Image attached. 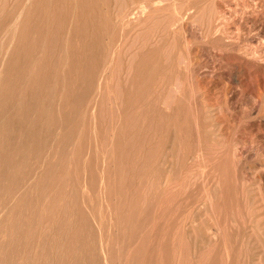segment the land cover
<instances>
[{
	"label": "rangeland",
	"instance_id": "obj_1",
	"mask_svg": "<svg viewBox=\"0 0 264 264\" xmlns=\"http://www.w3.org/2000/svg\"><path fill=\"white\" fill-rule=\"evenodd\" d=\"M159 1L0 0V264H264V0Z\"/></svg>",
	"mask_w": 264,
	"mask_h": 264
},
{
	"label": "bare ground",
	"instance_id": "obj_2",
	"mask_svg": "<svg viewBox=\"0 0 264 264\" xmlns=\"http://www.w3.org/2000/svg\"><path fill=\"white\" fill-rule=\"evenodd\" d=\"M162 1H163V0H161V2H160V1H159V2H160V3H163V2L166 1V0H164L163 2H162ZM174 2H175V1H174ZM139 3H141V2H139ZM149 3H150V2H149ZM157 3H158V2H157ZM168 3H170V2L167 1L166 4L168 5ZM172 3H173V0H172V2H171L170 4H172ZM155 4H156V3H155ZM176 4H178V3H176ZM176 4L172 7L173 10H176V9H177V8H176V9L174 8V7L176 6ZM132 5H133V3H132ZM159 5H160V4H158L157 6H159ZM178 5H179V4H178ZM142 6H143V5H142ZM142 6H140V7H142ZM145 6H146V4H145ZM152 6H153V4H152ZM168 6H169V5H168ZM168 6H167V7H168ZM136 7H139V6H136ZM143 7H144V6H143ZM143 7H142V10H143V9L145 10V8H143ZM159 7H160V6H159ZM159 7H158V8H159ZM165 7H166V5H165ZM170 7H171V6H170ZM121 8H122V7H121ZM123 8H125V7H123ZM130 8H131V7H130ZM149 8H150V7H149ZM149 8H148V9H149ZM160 8H161V7H160ZM168 8H169V7H168ZM172 8L167 9V10L169 11V10H171ZM178 8L182 10V8H180L179 6H178ZM119 9H120V8H119ZM126 9H127V6H126V8L124 9V12H125ZM156 9H157V7L155 8V10H156ZM164 9L166 10V8H163V10H164ZM130 10H132V9H130ZM130 10H129V11H130ZM142 10L140 9L139 11L142 12ZM144 10H143V11H144ZM146 10H147V9H146ZM165 10H164V11H165ZM167 10H166V11H167ZM177 10H178V9H177ZM106 11H107V9H106ZM127 11H128V10H127ZM148 11H149V10H148ZM158 11H159V10H158ZM161 11H162V9L160 10V13H161ZM168 11H167L166 13H168ZM117 12H118V11H117ZM140 12H138V13H140ZM145 12H146V11H145ZM152 12H153L154 14L156 13V15H157V12H156V11H153V10H152ZM172 12H174V11H171V13H172ZM188 12H189V11H188ZM112 13H114V12H112ZM120 13H123V12H121V9H120V12H119V16H120ZM125 13H126V12H125ZM130 13H131V12H130ZM134 13H136V12H134ZM134 13H133V14H134ZM143 13H144V12H143ZM143 13H142V14H143ZM147 13H148V12H147ZM158 13H159V12H158ZM162 13H163V11H162ZM166 13L164 12L163 14H166ZM171 13H170V14H171ZM178 13L180 14V11H179ZM181 13H182V11H181ZM186 13H187V12H186ZM106 14H107V13H106ZM114 14H115V13H114ZM150 14H152V13H150ZM163 14H161V15H163ZM188 14H189V13H188ZM122 15H124V14H122ZM122 15H121V16H122ZM127 15H128V14H127ZM134 15H137V14H134ZM139 15H140V14H139ZM139 15H137V16H139ZM148 15H149V14H148ZM161 15H160V16H161ZM166 15H167V14H166ZM168 15H169V13H168ZM172 15H173V13H172ZM174 15H176V12H175ZM174 15H173V16H174ZM142 16H144V15H142ZM142 16L140 15L139 18H141ZM146 16H147V15H146ZM153 16H155V15H153ZM153 16H152V17H153ZM158 16H159V15H158ZM160 16H159V17H160ZM176 16H178V15H176ZM114 17H115V16H114ZM125 17H126V16H124V18H125ZM131 17H133V15H132ZM167 17H170V16H167ZM178 17H179V16H178ZM106 18H107V17H106ZM126 18H127V17H126ZM137 18H138V17H137ZM147 18L149 19V17H147ZM173 18H175V16L172 17V19H171V17H170V19L172 20V22L174 21ZM130 19H131V18H130ZM133 19H134V17H133ZM133 19H132V20H133ZM143 19H145V18H143ZM143 19H142V21H143ZM170 19H167V20H170ZM194 19H195V20H194ZM194 19H193V21H196V18H194ZM121 20H122V19H121ZM124 20H125V19H124ZM124 20H122V21L124 22ZM126 20H128V19H126ZM162 20H163V19H162ZM171 20L168 21V22L172 23ZM179 20H181V19H179ZM179 20H178V21H179ZM146 21H147L149 24L152 23V22H151V19H149V21H148V20H146ZM152 21H154V20H152ZM165 21H166V18H165ZM178 21H177V23H178ZM137 22H138V21H137ZM155 22H157V21H155ZM160 22H161V21H160ZM162 22H163V21H162ZM106 23H107V22H106ZM131 23H132V22H131ZM131 23H129V24H131ZM142 23H143V25H144L146 22L143 21ZM157 23H158V22H157ZM163 23H166V22H163ZM163 23H162V25H163ZM134 24H135V22H134ZM153 24H155V23H153ZM175 24H176V23H174V25H175ZM109 25H110V24H109ZM121 25H122V24H121ZM124 25H125V24H124ZM138 25H139V24H138ZM143 25H141V26L143 27ZM146 25H147V24H146ZM156 25H158V24H156ZM156 25H154L155 28L157 27ZM166 25H167V24H166ZM171 25H172V24H171ZM171 25L169 24V26H171ZM127 26H128V25H127ZM151 26H152V25H151ZM121 27H122V26H121ZM138 27H139V26H138ZM142 27H141V28H142ZM158 27H159V26H158ZM158 27H157V28H158ZM162 27H163V26H162ZM165 27H166V26H165ZM165 27H164V29H165ZM16 28H17V27H16ZM149 28H150V27H149ZM160 28H161V27H160ZM167 28H168V26H167ZM11 29H12V28H11ZM11 29H10V30H11ZM112 29H113V27H112ZM114 29H115V28H114ZM122 29H123V28H122ZM151 29H152V28H151ZM162 29H163V28H162ZM14 30H15V29H14ZM146 30H147V29H146ZM149 30H150V29H149ZM149 30H148V31H149ZM152 30L155 31L154 28H153ZM12 31H13V30H12ZM121 31H122V30H121ZM148 31H147V32H148ZM154 31H153V32H154ZM13 32H14V31H13ZM159 32H160V31H159ZM16 33H17V32H16ZM144 33H145V32H144ZM148 33H149V32H148ZM150 33H151V30H150ZM155 33H156V31H155ZM12 34H14V33H12ZM12 34H11V35H12ZM110 34H111V33H110ZM145 35H147V34H145ZM149 35H150V34H148L147 37H150ZM151 35H152V34H151ZM152 37H153V36H152ZM152 37H150V39H151ZM155 37H156V36H155ZM10 38H11V37H10ZM12 38H13V37H12ZM145 38H146V37H145ZM15 40H16V39H15ZM67 40H68V38H67ZM146 40H148V39H146ZM146 40H145V41H146ZM152 40H153V39H152ZM9 41H10V40H9ZM149 41H151V40H149ZM11 43H12V42H11ZM144 43H146V42H144ZM144 43H143V44H144ZM147 43L149 44L150 42H147ZM8 44H10V43L8 42ZM7 46H8V45H7ZM143 47H144V45L142 46V48H143ZM2 48H3V47H2ZM0 50H1V46H0ZM110 54H111V53H110ZM6 55H8V54L6 53ZM6 55H5V57L7 58ZM109 57H110V56H109ZM6 58H5V59H6ZM106 58H107V57H106ZM106 58H105V59H106ZM5 59H3V60H5ZM182 60H183V59H182ZM182 60H181V62H182ZM107 61H108V59H107ZM184 61H185V60H184ZM0 62H1V61H0ZM3 62H4V61H3ZM105 62H106V61H105ZM63 63H64V61H63ZM119 63H120V62H119ZM131 63H132V62H131ZM185 63H186V61H185ZM1 64H2V62H1ZM116 64H117V63H116ZM183 64H184V63H183ZM183 64H182V65H183ZM130 65H131V64H130ZM2 66H3V65H2ZM2 66H1L0 70L2 69ZM95 66H96V65H95ZM98 66H99V65H98ZM98 66H96V67L98 68ZM103 66H104V65H103ZM111 66H112V65H111ZM184 66H185V65H184ZM29 67H30V66H29ZM93 67H94V66H93ZM99 67H100V66H99ZM104 67H105V66H104ZM106 67L109 68L110 66H106ZM116 67H117V65H116ZM116 67H114V69H115ZM185 67H186V66H185ZM185 67H184V68H185ZM32 68H33V67H32ZM102 68H103V67H102ZM129 68H130V67H129ZM182 68H183V67H182ZM117 69H118V68H117ZM126 69H127V68H126ZM131 69H132V68H130L129 71H131ZM186 69H187V68H186ZM29 70H30V69H27V71H29ZM31 70H32V69H31ZM90 70H91V69H90ZM94 70H95V67H94ZM105 70H106V71H104V72L107 73V72H108L107 69H105ZM108 70H109V69H108ZM118 70H119V69H118ZM118 70H117V71H118ZM32 71H33V70H32ZM32 71H31V73H32ZM34 71H35V70H34ZM109 71H110V70H109ZM129 71L126 70L127 73H129ZM92 72H93V71H92ZM92 72H91V75H92ZM96 72L98 73V71H96ZM104 72L102 71V74H103ZM118 72H119V71H118ZM29 73H30V72H29ZM35 73H36V72H35ZM113 73H115V72L113 71ZM88 75H89V74H88ZM93 75H94V74H93ZM93 75H92V76H93ZM95 75H96V74H95ZM95 75H94V76H95ZM129 75H130V73H129ZM129 75H128V76H129ZM35 76H36V75H35ZM94 76H93V77H94ZM99 76H100V75H99ZM103 76H104V74H103ZM103 76H102V77H103ZM114 76H115V75H114ZM90 77H91V76H90ZM90 77H89V79H90ZM26 78L28 79L29 77H26ZM34 78H35V77H34ZM29 79H31V75H30V78H29ZM86 79H87V78H86ZM25 80H26V79H24V81H25ZM100 80H102V79H100ZM123 80H124V79H123ZM177 80H178V79H177ZM177 80H176V81H177ZM21 81H22V80H21ZM24 81H22V82H24ZM35 81H37V79H35ZM85 81H86V80H85ZM87 81H88V80H87ZM89 81H90V80H89ZM102 81H103V80H102ZM102 81H99V82L101 83ZM109 81H110V80H109ZM112 81H113V80H112ZM112 81H111V82H112ZM124 81H125V80H124ZM176 81H175V84H177ZM29 82H30V81H29ZM177 82H178V81H177ZM34 83H35V82H34ZM40 83H43V82L41 81ZM35 84H36V83H35ZM87 84H88V83H87ZM106 84H107V83H106ZM109 84H110V83H109ZM116 84H118V83H116ZM33 85H34V84H33ZM36 85H37V87H38V84H36ZM98 85H99V84H98ZM177 85L180 86L181 84H177ZM177 85H176V86H177ZM21 86H22V85H21ZM30 86H31V85H30ZM40 86H41V85H40ZM54 86H55V84H54ZM87 86H89V85H87ZM99 86L101 87V85H99ZM104 86H105V85H104ZM0 87H1V86H0ZM4 87H5V86H4ZM43 87H44V86H43ZM96 87H97V86H96ZM100 87H98V88H100ZM174 87H175V85H174L172 88L174 89ZM46 88H47V87H46ZM92 88H93V87H92ZM177 88H179V89L181 90V86H180V87L177 86ZM177 88H176V89H177ZM21 89H22V88H21ZM26 89H27V87H26ZM37 89H38V88H37ZM37 89H36V90H37ZM47 89H49V88H47ZM51 89H53V87L50 88V90H51ZM106 89L108 90V88H106ZM176 89H174V90H175V91H178V92H176L177 94L181 92L179 89H178V90H176ZM13 90H14V89H13ZM99 90H100V89H98V92H100ZM107 90H106V91H107ZM117 90H118V89H117ZM6 91H7V90H6ZM24 91H25V90H24ZM37 91H38V90H37ZM51 91H52V90H51ZM53 91H54V89H53ZM53 91H52V92H53ZM92 91H93V90H92ZM172 91H173V90L171 89L170 92H172ZM34 92H35V91H34ZM39 92L41 93L40 90H39ZM39 92H38V93H39ZM42 92H43V91H42ZM54 92H55V91H54ZM54 92H53V93H54ZM96 92H97V90H96ZM102 92H103V91H102ZM104 92H105V91H104ZM114 92L116 93V91H114ZM114 92H113V93H114ZM20 93H21V92H20ZM26 93H27V92H26ZM48 93H50L49 90H48ZM48 93H47V94H48ZM107 93H109V91H107ZM107 93H106V95H108ZM173 93H175V92H172V93H170V94H173ZM3 94H4V93H3ZM3 94H1V95H2V98H4ZM22 94H23V92H22ZM101 94H103V93H101ZM109 94H110V93H109ZM18 95H19V94H18ZM23 95H24V94H23ZM34 95H35V97H36V93H34ZM37 95H38V94H37ZM51 95H52V94H51ZM61 95H62V94H61ZM61 95H60V96H61ZM178 95H180V94H178ZM178 95H177V96H178ZM20 96H21V94H20ZM20 96H19V99H20ZM32 96H33V95H32ZM32 96H31V99H32ZM94 96H95V95H94ZM110 96H111V95H110ZM35 97H33V99H35ZM50 97L52 98L53 96H50ZM81 97H82V96H80V98H81ZM97 97H98V96H97ZM105 97H106V96H105ZM107 97H108V100H109V101L112 100V99H110L111 97H110V98H109V96H107ZM112 97H113V95H112ZM21 98H22V97H21ZM27 98H28V96H27ZM47 98H48V97H47ZM80 98H79V99H80ZM101 98H102V97H101ZM169 98H170V97H169ZM42 99H44V98H41V101H42ZM45 99H46V98H45ZM45 99H44V100H45ZM48 99H49V98H48ZM52 99H53V98H52ZM52 99L49 101V103H51ZM61 99H62V98H61ZM97 99H98V98H96V100H95V98H94V101L96 102ZM99 99H100V98H99ZM106 99H107V98H106ZM113 99H114V98H113ZM115 99H116V98H115ZM171 99H172V97H171ZM171 99H170V100H171ZM11 100H12V98H11ZM57 100H58V99H57ZM101 100H102V99H101ZM104 100H105V99H104ZM165 100H166V99H165ZM165 100H164V101H165ZM167 100H168V99H167ZM19 101H20V100H19ZM28 101H30V100H28ZM37 101H38V100H37ZM60 101H61V100H60ZM63 101H64V100H63ZM106 101H107V100H106ZM168 101H169V100H168ZM20 102H21V101H20ZM47 102H48V101H47ZM47 102H46V103H47ZM58 102H59V101H58ZM90 102L92 103L91 100H90ZM103 102H104V101H103ZM103 102H102V103H103ZM166 102H167V101H165V103H166ZM170 102H171V101H170ZM172 102H173V101H172ZM0 103H1V102H0ZM102 103H101V104H102ZM110 103H112V101H111ZM17 104H18V103H17ZM19 104H20V103H19ZM74 104H75V103H74ZM105 104H106V103H105ZM107 104H108V103H107ZM3 105H4V103H3ZM39 105H40V104H39ZM88 105H89V104H88ZM108 105H109V104H108ZM115 105H116V104H115ZM115 105H114V106H115ZM172 105H173V104H172ZM172 105H171V106H172ZM15 106H16V105H15ZM44 106H45V105H44ZM47 106H48V105H47ZM50 106H51V105H50ZM50 106L47 107V108H49V109H47V110H49V111L51 110V107H50ZM65 106H66V104H65ZM74 106H75V105H74ZM89 106H91V104H90ZM95 106H96V105H95ZM110 106H111V104H110ZM114 106H112V107H114ZM165 106H166V105H165ZM169 106H170V105H169ZM18 107H19V106H18ZM35 107H36V105H35ZM39 107H40V106H39ZM106 107H107V106H106ZM108 107H109V106H108ZM108 107H107V108H108ZM116 107H117V106H116ZM14 108H15V107H14ZM44 108H45V110H44L43 114H45V112L47 111V110H46V107H44ZM75 108H76V106H75ZM77 108H78V107H77ZM161 108H163V107H161ZM207 108H208V107H207ZM12 109H13V108H12ZM94 109H95V108H94ZM116 109H117V108H116ZM165 109H170V107L165 108ZM20 110H21V109H20ZM20 110H19V111H20ZM38 110H39V109H38ZM38 110H37V111H38ZM92 110H93V109H92ZM109 110H110V107H109ZM109 110H108V111H109ZM113 110H114V109H113ZM120 110H121V109H120ZM12 111H14V110H12ZM29 111H30V108H29ZM29 111H28V112H29ZM57 111L59 112L58 105H57ZM93 111H94V110H93ZM101 111H102V110H101ZM111 111H112V109H111ZM166 111H167V110H165V112H166ZM168 111H169V110H168ZM10 112H11V111H10ZM51 112H52V110L50 111V114L52 115ZM94 113H95V112H94ZM110 113H111V112H110ZM114 113H115V112H114ZM32 114H33V113H32ZM36 114H37V112H36L34 115H36ZM43 114H42V116H45V115L48 114V113H46L45 115H43ZM92 114H93V112H92ZM208 114H209V113H208ZM8 115H9V114H8ZM37 115H39V114H37ZM51 115H49V116H51ZM83 115H84V114H83ZM84 116H85V115H84ZM90 116H91V114H90ZM92 116H93V115H92ZM23 117H24V116H23ZM33 117H34V116H33ZM33 117H32V118H33ZM45 117H46V116H45ZM47 117H48V116H47ZM214 117H215V116H214ZM3 118H4V117H3ZM43 118H44V117H43ZM93 118H94V117H93ZM22 119H23V118H22ZM45 119H46V118H44V120H45ZM59 119H60V118H58V120H59ZM111 119H113V118L111 117ZM210 119H211V118H210ZM32 120H34V119H32ZM37 120H39V119H37ZM89 120H90V119H89ZM92 120H93V119H92ZM119 120H120V119H119ZM194 120H195V119H194ZM208 120H209V119H208ZM59 121H60V120H59ZM114 121H115V120H114ZM114 121H112V123H113ZM1 122H2V121H1ZM18 122H19V121H18ZM22 122H23V121H22ZM32 122H33V121H32ZM43 122H44V121H43ZM50 122H51V121L49 120V125L51 124ZM93 122H95V121L93 120ZM93 122H92V123H93ZM107 122H108V121H107ZM29 123H30V122H29ZM40 123H41V121H40ZM40 123H39V124H40ZM46 123H47V122H46ZM110 123H111V122H110ZM42 124H43V123H42ZM60 124H61V122H60ZM62 124H63V123H62ZM94 124H95V123H94ZM207 124H208V122H207ZM212 124H213V123H212ZM5 125H6V124H5ZM7 125H8V124H7ZM2 126H3V125H1V127H2ZM8 126H9V125H8ZM28 126H29V125H28ZM39 126H40V125H39ZM42 126H43V125H42ZM108 126H109V125H108ZM218 126H219V125H218ZM40 127H41V126H40ZM48 127H49V126H48ZM48 127H47V128H48ZM60 127H61V126H59V128H60ZM93 127H94V125H93ZM117 127H118V125H117ZM6 128H7V127H6ZM37 128H38V126H37ZM105 128H106V127H105ZM107 128H108V127H107ZM111 128H112V127H111ZM124 128H125V127H124ZM196 128H197V126H196ZM212 128H213V127H212ZM212 128H211V129H212ZM215 128H216V127H215ZM22 129H23V128H22ZM33 129H34V128H33ZM41 129H42V128H41ZM50 129H51V128H50ZM60 129H61V128H60ZM115 129H116V125H115ZM103 130H104V129H103ZM108 130H111V129L109 128ZM127 130H128V128H127ZM209 130H210V129H209ZM47 131H48V130H47ZM60 131H61V130H59L58 133H60ZM80 131H81V129L78 131L79 134H80ZM105 131H106V130H105ZM113 131H114V130H113ZM113 131H112V133H114ZM110 132H111V131H110ZM110 132H109V133H110ZM115 132H116V130H115ZM1 133H2V132H1ZM6 133H7V132H6ZM12 133H13V132H12ZM58 133H57V134H58ZM76 133H77V132H76ZM109 133H108V134H109ZM14 134H15V133H14ZM60 134H61V133H60ZM60 134H59V135H60ZM70 134H71V133H70ZM70 134H69V136H70ZM106 134H107V133H106ZM21 135H22V134H21ZM21 135H20V136H21ZM32 135H33V134H32ZM39 135H40V134H39ZM42 135H43V134H42ZM49 135H50V134H49ZM55 135H56V134H54V136H55ZM109 135H110V134H109ZM112 135H113V134H112ZM1 136H2V135H1ZM23 136H24V135H23ZM37 136H38V135H37ZM56 136H57V135H56ZM56 136H55V137H56ZM76 136H77V135H76ZM78 136H79V135H78ZM78 136H77V137H78ZM95 136H96V135H95ZM34 137H35V136H34ZM47 137H48V136H47ZM57 137H58V136H57ZM57 137H56V138H57ZM112 137H113V136H112ZM56 138H54L55 141H56ZM63 138H64V137H63ZM79 138H80V136H79ZM79 138H78V139H79ZM103 138H104V137H103ZM106 138H108V137H106ZM109 138H110V137H109ZM18 139H20V138H18ZM41 139H42V137H41ZM54 139H52V141H53ZM112 139H113V138H112ZM112 139H111V140H112ZM32 140H33V139H32ZM49 140H50V139H49ZM76 140H77V138H76ZM34 141H35V140H34ZM34 141H31V143L34 142ZM40 141H41V140H40ZM44 141H45V144H46V141H47V140L44 139ZM105 141H106V140H105ZM62 142H63V140H62ZM111 142H112V141H110V144H111ZM2 143H3V142H2ZM51 143H52V142H51ZM13 144H14V143H13ZM52 144H53V143H52ZM54 144H55V143H54ZM57 144H58V143H57ZM75 144H76V143H75ZM73 145H74V144H73ZM45 146H46V145H44V147H45ZM51 146H52V145H51ZM110 146H111V145H110ZM170 146H171V145H170ZM172 146H173V145H172ZM172 146H171V147H172ZM15 147H16V146H15ZM39 147H40V145H39ZM73 147H74V146H73ZM73 147H70V149L74 150ZM89 147H90V146H89ZM198 147H199V146H198ZM30 148H31V147H30ZM42 148H43V147H42ZM45 148H46V147H45ZM57 148H58V147H57ZM104 148H105V147H104ZM2 149H3V148H2ZM95 149H96V148H95ZM169 149H170V148H169ZM13 150H14V148H13ZM36 150H37V149H36ZM39 150H40V149H39ZM47 150H50V149H47ZM51 150H52V149H51ZM51 150H50V151H51ZM88 150H89V148H88ZM20 151H21V150H20ZM28 151H29V150H28ZM42 151H43V150H42ZM45 151H46V150H45ZM68 151H70V150H69V147H68ZM79 151H80V150H79ZM103 151H104V150H103ZM207 151H208V150H207ZM9 152H10V151H9ZM23 152H24V151H23ZM37 152H38V151H37ZM40 152H41V150L39 151V153H40ZM70 152H71V151H70ZM192 152H193V151H192ZM11 153H12V152H11ZM27 153H28V152H27ZM42 153H43V152H42ZM71 153H72V152H71ZM105 153H106V152H105ZM105 153H104V154H105ZM166 153H167V152H166ZM8 154H9V153H8ZM23 154H24V153H23ZM47 154H48V151H47ZM57 154H58V151H57ZM57 154H56V155H57ZM72 154H73V153H72ZM56 155H55V156H56ZM70 155H71V154H70ZM158 155H159V154H158ZM164 155H165V154H164ZM181 155H182V154H181ZM17 156H18V155H17ZM36 156H37V155H36ZM46 156H48V155H46ZM52 156H53V154H52ZM55 156H54V158H55ZM71 156H72V155H71ZM96 156H97V155H96ZM112 156H113V155H112ZM120 156H121V155H120ZM165 156H167V155H165ZM177 156H178V155H177ZM183 156H184V155H183ZM195 156H196V154H195ZM197 156H198V154H197ZM202 156H203V155H202ZM24 157H25V156H24ZM37 157H38V156H37ZM136 157H137V156H136ZM200 157H201V156H200ZM14 158H15V157H14ZM25 158H26V157H25ZM41 158H42V157H41ZM44 158H45V157H44ZM48 158H49V157H48ZM50 158H51V157H50ZM72 158H73V156H72ZM72 158H70V159L72 160ZM157 158H158V157H157ZM197 158H199V156H198ZM38 159H40V156H39ZM52 159H53V157H52ZM103 159H104V157H103ZM112 159H113V158H112ZM141 159H142V158H141ZM151 159H152V158H151ZM183 159H184V158H183ZM40 160H41V159H40ZM46 160L48 161L47 158H46ZM46 160H45V161H46ZM54 160L56 161V159H54ZM85 160H86V159H85ZM96 160H97V159H96ZM104 160H105V159H104ZM113 160H114V159H113ZM162 160H164V159H162ZM188 160H190V159H188ZM191 160H193V159H191ZM197 160H198V159H197ZM201 160H202V159H201ZM3 161H4V160H3ZM49 161H50V160H49ZM49 161H48V162H49ZM72 161H74V160H72ZM155 161H156V160H155ZM18 162H19V161H18ZM51 162H52V161H51ZM53 162H54V161H53ZM69 162H70V160H69ZM104 162H105V161H104ZM106 162H107V161H106ZM106 162H105V163H106ZM193 162H194V161H193ZM31 163H32V162H31ZM31 163H30V165H31ZM36 163H37V162H36ZM43 163H44V161H43ZM45 163H46V162H45ZM45 163H44V164H45ZM57 163H58V161H57ZM71 163H72V162H71ZM107 163H108V162H107ZM138 163H139V162H138ZM148 163H149V162H148ZM150 163H151V162H150ZM155 163H156V162H155ZM162 163H163V161H162ZM202 163H203V162H202ZM55 164H56V163H55ZM109 164H110V163H109ZM170 164H171V161H170ZM193 164H194V163H193ZM5 165H6V163H5ZM47 165H49V164H47ZM47 165H46V166H47ZM161 165H162V164H161ZM161 165H160V166H161ZM199 165H200V164H199ZM32 166H33V165H32ZM52 166H53V165H52ZM70 166H71V165H70ZM102 166L105 167L104 165H102ZM110 166H111V164H110ZM192 166H193V165H192ZM15 167H16V166H15ZM47 167H48V166H47ZM68 167H69V166H68ZM106 167H107V166H106ZM114 167H115V165H114ZM143 167H144V166H143ZM42 168H43V167H42ZM197 168H198V167H197ZM30 169H31V168H30ZM40 169H41V168H40ZM44 169H46V168H44ZM50 169H51V168H50ZM53 169H54V168H53ZM57 169H58V168H57ZM120 169H121V168H120ZM138 169H139V167H138ZM193 169H194V168H193ZM0 170H1V169H0ZM26 170H27V169H25V171H26ZM68 170H69V169H68ZM78 170H79V169H78ZM103 170H104V169H103ZM145 170H146V169H145ZM197 170H198V169H197ZM30 171H31V170H30ZM37 171H38V170H37ZM37 171H36V172H37ZM47 171H49V169H48ZM57 171H58V170H57ZM137 171H138V170H137ZM44 172H45V171H44ZM50 172H51V171H50ZM52 172H53V170H52ZM87 172H88V171H87ZM95 172H96V171H95ZM95 172H94V173H95ZM101 172H102V171H101ZM201 172H202V171H201ZM9 173H11V172H9ZM16 173H17V172H16ZM67 173H68V172H67ZM96 173H97V172H96ZM98 173H99V172H98ZM103 173H104V171H103ZM106 173H107V171H106ZM168 173H169V172H168ZM48 174H49V173H48ZM52 174H53V173H52ZM81 174H82V173H81ZM108 174L111 175L110 173H108ZM134 174H135V173H134ZM199 174H202V173H199ZM38 175H39V174H38ZM104 175H105V174H104ZM104 175L102 174V176H104ZM109 175H108V177H109ZM121 175H122V174H121ZM166 175H167V174H166ZM36 176H37V175H36ZM44 176H45V175H44ZM49 176H50V175H49ZM67 176H68V174H67ZM67 176H66V177H67ZM98 176H99V175H98ZM112 176H113V175H112ZM196 176H197V175H196ZM20 177H21V176H20ZM40 177H41V176H40ZM61 177H62V176H61ZM96 177H97V176H95V179H96ZM108 177H107V180H108ZM165 177L167 178V176H165ZM7 178H8V177H7ZM7 178H6V179H7ZM34 178H35V177H34ZM104 178H105V176H104ZM136 178H137V177H136ZM166 178H164V182L166 181ZM0 179H1V178H0ZM2 179H3V178H2ZM6 179H5V180H6ZM16 179H17V178H16ZM27 179H28V178H27ZM36 179H37V177H36ZM42 179H43V177H42ZM62 179L64 180L63 177H62L60 180H62ZM93 179H94V178H93ZM98 179H99V178H98ZM98 179H97V181H98ZM102 179H103V178H102ZM19 180H20V179H19ZM34 180H35V179H34ZM44 180H45V177H44ZM75 180H76V179H75ZM79 180H80V178H79ZM85 180H86V178H85ZM89 180H91V179H89ZM109 180H110V178H109ZM152 180H153V179H152ZM182 180H183V179H182ZM200 180H201V179H200ZM30 181H31V180H30ZM30 181L28 182L29 185H30ZM32 181H33V180H32ZM183 181H184V180H183ZM6 182L8 183V181H6ZM43 182H44V181H42V183H43ZM46 182H47V180H46ZM83 182H84V181H83ZM89 182H90V181H89ZM104 182H105V181H104ZM217 182H218V181H217ZM2 183H3V182H2ZM31 183H32V182H31ZM36 183H37V181H35L34 184H36ZM47 183H48V182H47ZM59 183H60V182H59ZM66 183H68V181H67ZM76 183H77V181H76ZM81 183H82V182H81ZM81 183L78 184L79 187H80ZM100 183H101V181H100ZM102 183H103V182H102ZM4 184H6V183L4 182ZM10 184H11V183H10ZM19 184H20V183H19ZM23 184H24V182H23ZM44 184H45V183H44ZM60 184H61V183H60ZM63 184H64V183H63ZM82 184H83V183H82ZM85 184H86V183H85ZM117 184H118V183H117ZM29 185H28V186H29ZM46 185H47V184H46ZM78 185H77V186H78ZM103 185H104V184H103ZM163 185H164V184H163ZM216 185H218V184H216ZM3 186H4V185H3ZM7 186H9V185H7ZM7 186H6L5 188H7ZM18 186H19V185H18ZM25 186H26V185H25ZM58 186H59V185H58ZM62 186H63V185H62ZM95 186H97V185H95ZM99 186L102 187V184H100ZM15 187H16V186H15ZM26 187H27V186H26ZM30 187H31V186H30ZM55 187H57V186H55ZM65 187H67V186H65ZM73 187H74V186H73ZM83 187H85V185H84ZM86 187H87V186H86ZM136 187H137V186H136ZM150 187H151V184H150ZM36 188H37V187H36ZM80 188H81V187H80ZM104 188H105V187H104ZM23 189H24V188H23ZM23 189H22V190H23ZM40 189H41V187H40ZM55 189H56V188H55ZM108 189H109V188H108ZM151 189H152V188H151ZM31 190H32V188H31ZM44 190H45V189H44ZM49 190H50V189H49ZM57 190H58V189H57ZM85 190H86V189L84 188V191H85ZM97 190H98V188H97ZM106 190H107V189H106ZM110 190H111V189H110ZM135 190H136V189H135ZM142 190H143V189H142ZM146 190H147V189H146ZM146 190H145V192H146ZM16 191H17V190H16ZM47 191H48V190H47ZM47 191H45V192H47ZM61 191H62V190H61ZM65 191H66V190H65ZM99 191H100V189H99ZM104 191H105V190H104ZM107 191H109V190H107ZM120 191H121V189H120ZM148 191H149V190H148ZM152 191H153V190H152ZM205 191H206V190H205ZM205 191H204V192H205ZM23 192H24V191H23ZM59 192H60V191H59ZM74 192H75V191H74ZM85 192H86V191H85ZM150 192H151V190L148 192V194H149ZM168 192H170V191H168ZM2 193H3V192H2ZM52 193H53V192H52ZM52 193H51V194H52ZM64 193H65V192H64ZM64 193H63V194H64ZM66 193H67V192H66ZM162 193H164V192H162ZM21 194H22V193H21ZM21 194H20V195H21ZM34 194H35V193H34ZM44 194H45V193H44ZM61 194H62V193H61ZM68 194H69V193H68ZM70 194H71V193H70ZM72 194H73V193H72ZM74 194H75V193H74ZM81 194H82V192H81ZM104 194H105V193H103V195H104ZM148 194H147V196H148ZM4 195H7V194L4 193ZM18 195H19V194H18ZM83 195H84V194H83ZM99 195H100V194H99ZM115 195H116V194H115ZM152 195H153V192H152ZM2 196H3V194H2ZM15 196H16V195H15ZM34 196H35V195H34ZM53 196H54V195H53ZM55 196H56V195H55ZM58 196H59V195H58ZM95 196H96V195H95ZM118 196H119V194H118ZM144 196H145V195H144ZM208 196H209V195H208ZM0 197H1V194H0ZM62 197L64 198V196H62ZM73 197H74V196H73ZM83 197H84V196H83ZM89 197H90V196H89ZM145 197H146V196H145ZM145 197H144V198H145ZM206 197H207V194H206ZM256 197H257V196H256ZM2 198H3V197H2ZM5 198H6V197H5ZM15 198H16V197H15ZM75 198H77V194H76V197H75ZM75 198H74V199H75ZM84 198H85V197H84ZM90 198H91V197H90ZM199 198H200V197H199ZM207 198H208V197H207ZM48 199H49V198H48ZM48 199H46V200H48ZM77 199H78V198H77ZM77 199H76V200H77ZM82 199H83V198L81 197V200H82ZM101 199H102V198H101ZM114 199H115V198H114ZM14 200H16V199H14ZM14 200H13V201H14ZM31 200H32V199H31ZM68 200H69V199H68ZM207 200H208V199H207ZM61 201H62V200H61ZM84 201H85V199H84ZM86 201H87V200H86ZM86 201H85V202H86ZM204 201H205V199H204ZM211 201H212V200H211ZM38 202H39V201H38ZM65 202H67V201H65ZM81 202H82V201H81ZM89 202H90V201H88V203H89ZM205 202H206V201H205ZM205 202H204V204H205ZM208 202H210V200H208ZM260 202H261V201H260ZM67 203H68V202H67ZM83 203H84V202H83ZM83 203H82V204H83ZM86 203H87V202H86ZM86 203L84 204V206L86 205ZM101 203H102V202H101ZM114 203H115V202H114ZM13 204H14V203H13ZM90 204H91V203H90ZM210 204H211V202H210ZM256 204H257V203H256ZM263 204H264V203H263ZM60 205H61V203H60ZM60 205H59V206H60ZM66 205H67V204H66ZM95 205H97V204H95ZM159 205H160V204H159ZM250 205H251V204H250ZM11 206H12V205H11ZM29 206H30V205H29ZM37 206H39V204L36 205V207H37ZM53 206H54V205H53ZM61 206H62V205H61ZM72 206H73V205H72ZM90 206H91V205H90ZM90 206H89V207H90ZM92 206H93V204H92ZM108 206H109V205H108ZM117 206H118V205H117ZM127 206H128V205H127ZM144 206H145V205H144ZM202 206H203V205H202ZM18 207H19V206H18ZM41 207H42V206H41ZM160 207H161V206H160ZM209 207H211V205H210ZM11 208H12V207H11ZM42 208H43V207H42ZM61 208H62V207H61ZM61 208H60V209H61ZM64 208H65V207H64ZM92 208H93V207H92ZM100 208H101V207H100ZM107 208H108V207H107ZM202 208H203V207H202ZM258 208H259V207H258ZM13 209H14V206H13ZM13 209H12V210H13ZM58 209H59V208H58ZM68 209H69V208H68ZM68 209H67V210H68ZM75 209H76V208H75ZM123 209H124V208H123ZM145 209H146V207H145ZM161 209H162V208H161ZM44 210H45V208H44ZM64 210H66V208H65ZM64 210H62V211H64ZM92 210H93V209H92ZM117 210H118V209H117ZM20 211H21V210H20ZM33 211H34V210H33ZM89 211H91V210H89ZM97 211H99V209H98ZM31 212H32V211H31ZM35 212H36V211H35ZM37 212H38V211H37ZM102 212H103V211H102ZM109 212H110V211H109ZM123 212H126V210L123 211ZM143 212H144V211H143ZM143 212H142V213H143ZM259 212H260V211H259ZM26 213H27V212H26ZM89 213H90V212H89ZM91 213H92V212H91ZM93 213H95V208H94V212H93ZM99 213H100V212H99ZM99 213H98V214H99ZM5 214H6V213H5ZM32 214H33V213H32ZM110 214H111V213H110ZM110 214H109V215H110ZM124 214H125V213H124ZM205 214H206V213H205ZM3 215H4V214H3ZM93 215H94V214H93ZM96 215H97V213H96ZM188 215H189V214H188ZM207 215H208V214H207ZM34 216H35V215H34ZM57 216H58V215H57ZM68 216H69V215H68ZM72 216H73V215H72ZM98 216L100 217L101 215H98ZM122 216H123V213H122ZM127 216H128V215H127ZM3 217H4V216H3ZM8 217H9V216H8ZM41 217H42V216H41ZM65 217H66V215H65ZM91 217H93V216H91ZM101 217H102V216H101ZM101 217H100V219H101ZM124 217H126V216H124ZM9 218H10V217H9ZM9 218H7V219H9ZM57 218H58V217H57ZM57 218H56V219H57ZM94 218H97V217L94 215ZM108 218H109V216H108ZM111 218H112V217H111ZM120 218H121V217H120ZM122 218H123V217H122ZM122 218H121V220L124 221V219H122ZM126 218H127V217H126ZM126 218H125V219H126ZM129 218H130V217H129ZM199 218H200V217H199ZM203 218H204V217H203ZM213 218H214V217H213ZM18 219H19V218H18ZM20 219H21V218H20ZM36 219H38V218L36 217ZM76 219H77V218H76ZM89 219H90V218H89ZM102 219H103V218H102ZM91 220H92V219H91ZM91 220H89V221L91 222ZM93 220H95V219H93ZM93 220H92V221H93ZM155 220H156V219H155ZM206 220H207V219H206ZM209 220H210V219H209ZM12 221H13V220H12ZM69 221H70V220H69ZM98 221H99V220H98ZM100 221H101V220H100ZM8 222H9V221H8ZM17 222H18V221H17ZM39 222H40V220H39ZM87 222H88V221H87ZM87 222H86V223H87ZM93 222L97 223L96 221H93ZM102 222H103V221H102ZM155 222H156V221H155ZM191 222H192V221H191ZM199 222H200V221H199ZM234 222H235V221H234ZM249 222H250V221H249ZM26 223H27V222H26ZM80 223H81V222H80ZM86 223H85V224H86ZM99 223H100V222H99ZM107 223L109 224V223H110V220H109ZM216 223H217V222H216ZM3 224H4V223H3ZM6 224H7V223H6ZM32 224H33V223H32ZM100 224H101V223H100ZM104 224H105V223H104ZM120 224H121V223H120ZM122 224H124V223H122ZM185 224H186V223H185ZM196 224H197V223H196ZM199 224H200V223H199ZM248 224H249V223H248ZM255 224H257V223H255ZM21 225H23V224H21ZM21 225H20V226H21ZM40 225H41V224H40ZM55 225H56V224H55ZM69 225H70V224H69ZM86 225H87V224H86ZM93 225H94V223H93ZM96 225H97V224H96ZM115 225H116V224H115ZM192 225H193V224H192ZM2 226H3V225H2ZM23 226H24V225H23ZM109 226H110V224H109ZM109 226H108V228H109ZM112 226H113V224H112ZM119 226H120V225H119ZM125 226H126V225H125ZM235 226H236V225H235ZM17 227H19V225H18ZM26 227H27V225H26ZM39 227H40V226H39ZM81 227H82V225H81ZM85 227H86V226H85ZM95 227H96V226H95ZM99 227H101V226L99 225ZM128 227H129V226H128ZM183 227H184V226H183ZM203 227H204V226H203ZM7 228H8V227H7ZM9 228H10V226H9ZM9 228H8V230H9ZM13 228H14V227H13ZM15 228H16V227H15ZM15 228H14V229H15ZM29 228H30V227H29ZM41 228H42V227H41ZM87 228H88V227H87ZM102 228H103V226H102ZM256 228H257V227H256ZM5 229H6V227H5ZM5 229H4V231H5ZM77 229H78V228H77ZM90 229H91V228H90ZM96 229H97V228H96ZM110 229H111V228H110ZM120 229H121V228H120ZM126 229H127V228H126ZM126 229H125V227H124L123 230H122V232L125 231ZM182 229H183V228H182ZM207 229H208V228H207ZM207 229L204 227V230L206 231V234H205V235H207V232H208ZM217 229H218V227H217ZM217 229H215V231H216ZM19 230H20V229H19ZM35 230H36V229H35ZM35 230H34V232H35ZM49 230H50V228H49ZM73 230H74V229H73ZM78 230H79V229H78ZM83 230H84V229H83ZM46 231H48V230H46ZM80 231H82V230H80ZM98 231H99V229H98ZM150 231H151V230H150ZM211 231H212V230H211ZM211 231H210V232H211ZM28 232H29V230H28ZM63 232H64V231H63ZM78 232H79V231H78ZM82 232H83V231H82ZM96 232H97V231H96ZM122 232H121V233H122ZM192 232H193V230H192ZM197 232H198V231H197ZM222 232H223V231H222ZM246 232H247V231H246ZM37 233H38V232H37ZM39 233H40V232H39ZM44 233H45V232H44ZM53 233H54V232H53ZM83 233H84V232H83ZM116 233H117V232H116ZM123 233H124V232H123ZM181 233H182V232H181ZM5 234H6V232H5ZM35 234H36V233H35ZM86 234H87V233H86ZM99 234H101V233H99ZM210 234H211V233H210ZM220 234H221V231H220ZM26 235H27V234H26ZM39 235H40V234H39ZM66 235H67V234H66ZM81 235H82V233H81ZM163 235H164V234H163ZM190 235H191V234H190ZM193 235H194V233H193ZM216 235H217V234H216ZM35 236H37V235H35ZM49 236H50V234H49ZM58 236H59V235H58ZM68 236H69V235H68ZM68 236H66V237L68 238ZM76 236H78V235H76ZM82 236H83V235H82ZM87 236H88V235H87ZM89 236H90V235H89ZM179 236H180V235H179ZM199 236H200V235H199ZM212 236H213V235H212ZM221 236H222V235H221ZM40 237H41V236H40ZM42 237H43V236H42ZM71 237H72V235H71ZM71 237H70V238H71ZM79 237H80V236H79ZM95 237H96V236H95ZM188 237H189V236H188ZM213 237H214V236H213ZM213 237H212V238H213ZM4 238H6V237L4 236ZM4 238H3V239L1 238V241L4 240ZM28 238H29V237H28ZM33 238H34V237H33ZM83 238H84V237H83ZM88 238H89V237H88ZM99 238H100V237H98V239H99ZM164 238H165V237H164ZM181 238H182V237H181ZM194 238H195V236H194ZM10 239H11V238H10ZM31 239H32V238H31ZM36 239H37V237H36ZM49 239H50V238H49ZM74 239H75V238H74ZM76 239H77V237H76ZM84 239H85V238H84ZM101 239H102V238H101ZM101 239H100V241H102ZM172 239H173V238H172ZM200 239H201V237H200ZM213 239H214V238H213ZM215 239H216V238H215ZM215 239H214V240H215ZM63 240H64V239H63ZM66 240H68V239H66ZM176 240H177V239H176ZM242 240H243V239H242ZM1 241H0V242H1ZM39 241H41V240L39 239ZM39 241H38V242H39ZM51 241H52V240H51ZM54 241H55V240H54ZM71 241H73V240H71ZM84 241H85V240H84ZM93 241H95V240H93ZM208 241H210V240H208ZM219 241H220V240H219ZM2 242H3V241H2ZM49 242H50V241H49ZM49 242H48V243H49ZM103 242H104V241H103ZM182 242H183V240H182ZM13 243H14V242H13ZM26 243H27V242H26ZM33 243H34V242H33ZM44 243H46V242H44ZM68 243H69V242H68ZM68 243H67V244H68ZM72 243H74V242H72ZM75 243H76V242H75ZM85 243H86V242H85ZM104 243H105V242H104ZM107 243H108V242H107ZM109 243H110V242H109ZM176 243H177V242H176ZM217 243H218V242H217ZM9 244H10V243H9ZM38 244H39V243H37V245H38ZM60 244H61V243H60ZM64 244H65V243H64ZM81 244H82V243H81ZM98 244H99V243H98ZM171 244H172V243H171ZM193 244H194V243H193ZM208 244H209V243H208ZM223 244H224V243H223ZM11 245H12V244H11ZM54 245H55V244H54ZM69 245H70V244H69ZM72 245H73V244H72ZM76 245H77V244H76ZM78 245H79V244H78ZM78 245H77V246H78ZM90 245H91V243H90ZM106 245H107V244H106ZM106 245H105V246H106ZM116 245H117V244H116ZM180 245H181V244H180ZM4 246H5V245H4ZM101 246H102V244H101ZM177 246H178V245H177ZM200 246H203V245L201 244ZM213 246H214V245H213ZM25 247H26V245H25ZM37 247H38V246H37ZM41 247H42V246H41ZM64 247H65V246H64ZM70 247H71V246H70ZM91 247H92V246H91ZM93 247H94V246H93ZM180 247H181V246H180ZM203 247H204V246H203ZM38 248H39V247H38ZM38 248H37V249H38ZM44 248H46V247H44ZM58 248H59V247H58ZM75 248H76V247H75ZM83 248H84V246H83ZM99 248L101 249V251H100V250H99V251L102 253V252H103V251H102V247H99ZM162 248H163V247H162ZM224 248H225V247H224ZM37 249H36V250H37ZM48 249H49V248H48ZM63 249H64V248H63ZM72 249H73V248H72ZM80 249H81V248H80ZM106 249H107V248H106ZM210 249H211V247H210ZM214 249H215V248H214ZM2 250H3V249H2ZM34 250H35V249H34ZM36 250H35L34 252H36ZM74 250H75V249H74ZM122 250H123V249H122ZM122 250H121V251H122ZM205 250H206V249H205ZM24 251H25V250H24ZM45 251H46V250H45ZM48 251H49V250H48ZM77 251H78V250H77ZM77 251H76V252H77ZM83 251H84V250H83ZM225 251H226V249H225ZM2 252H3V251H2ZM61 252H62V250H61ZM61 252H60V253H61ZM69 252H70V251H69ZM69 252H68V253H69ZM130 252H131V251H130ZM4 253H5V252H4ZM43 253H44V252H43ZM204 253H205V252H204ZM24 254H25V253H24ZM35 254H36V253H35ZM35 254H34V255H35ZM74 254H75V253H74ZM77 254H78V253H76V255H77ZM179 254H181V253L179 252ZM202 254H203V252H202ZM202 254H201V255H202ZM225 254H227V252H225ZM60 255H61V254H60ZM80 255H81V254H79V256H80ZM103 255H104V253H103ZM103 255H102V256H103ZM106 255H107V254H106ZM117 255H118V253H117ZM173 255H174V254H173ZM206 255H207V254H206ZM30 256H31V254H30ZM64 256H67V255H64ZM210 256H211V255H210ZM17 257H18V256H17ZM67 257H68V256H67ZM104 257H105V256H103V258H104ZM127 257H128V256H127ZM173 257H174V256H173ZM179 257H180V256H179ZM225 257H227V256H225ZM19 258H20V257H19ZM35 258H36V257H35ZM70 258H71V257H70ZM79 258H80V257H79ZM81 258H82V257H81ZM93 258H94V257H93ZM188 258H189V257H188ZM188 258H187V259H188ZM202 258H203V256H202ZM227 258H228V257H227ZM14 259H15V258H14ZM32 259H33V257H32ZM32 259H31V261H32ZM118 259H120L119 255H118ZM134 259H135V258H134ZM134 259H133V260H134ZM175 259H176V258H175ZM190 259H191V258H190ZM196 259L198 260L197 256H196ZM199 259H200V256H199ZM21 260H23V259L21 258ZM36 260H37V259H36ZM61 260H62V259H61ZM64 260H65V259H64ZM110 260H111V259H110ZM115 260H116V258H115ZM120 260H121V259H120ZM126 260H127V259H126ZM178 260H179V258H178ZM88 261H89V260H88ZM103 261L105 262L106 260L104 259ZM117 261H118V260H117ZM150 261H151V260H150ZM179 261H180V260H179ZM195 261H196V260H195ZM4 262H5V261H4ZM26 262H27V261H26ZM33 262H34V261H33ZM203 262H204V261H203ZM257 262H258V261H257ZM65 263H66V262H65ZM123 263H124V262H123ZM173 263H174V262H173ZM258 263H259V262H258ZM66 264H67V263H66ZM99 264H100V263H99ZM119 264H120V263H119ZM125 264H126V263H125ZM176 264H177V263H176ZM179 264H180V263H179ZM185 264H186V263H185ZM199 264H200V263H199ZM259 264H260V263H259Z\"/></svg>",
	"mask_w": 264,
	"mask_h": 264
}]
</instances>
